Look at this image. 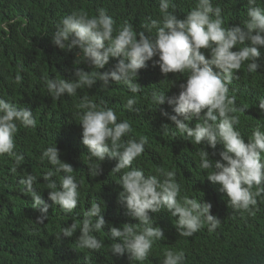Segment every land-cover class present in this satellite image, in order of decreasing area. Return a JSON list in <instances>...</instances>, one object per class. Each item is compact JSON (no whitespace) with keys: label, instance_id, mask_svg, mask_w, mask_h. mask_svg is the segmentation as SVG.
<instances>
[{"label":"clouds","instance_id":"obj_1","mask_svg":"<svg viewBox=\"0 0 264 264\" xmlns=\"http://www.w3.org/2000/svg\"><path fill=\"white\" fill-rule=\"evenodd\" d=\"M243 1L247 3L244 7ZM261 5L264 0H196L180 19L170 11L174 0H159L160 18L150 19L140 32L128 22L117 26L104 8L93 16L84 11L64 15L49 36L50 44L44 43L41 49L58 57H79L75 63L91 70L76 67L72 80L43 77V84L54 100L66 95V99L77 101L78 90L90 89L97 81L102 82L97 86L107 89V100L113 106L94 103L87 95L75 106L81 127H76V139L87 149L84 163L92 176L87 186L95 188L98 195L86 200L91 206L82 213L81 182L73 175L74 167L60 160L54 144L44 148L39 157L49 165L38 177L44 181L45 193L41 196L34 187L35 175L26 173L19 179L22 192L29 197L23 213H40L35 223L43 224L49 207L58 206L81 222L61 227L56 240L70 238L79 230L77 246L95 252L104 247L100 236L110 243L109 253L125 256L131 264H146L154 243L165 239L167 221L180 237L188 238L214 232L221 220L230 217V211L254 214L257 197L264 194ZM224 21H236L242 27L228 28ZM0 30L8 31L7 24L0 23ZM1 42L5 39L0 37L3 51ZM11 58L2 54L0 65ZM150 67L159 68L165 77L162 81H169V73L184 77L179 92L168 96L165 84L149 83L147 77L154 76L146 72ZM21 80L17 74L14 82L20 84ZM4 95L26 107L2 98ZM118 103L136 111L137 124L119 119L115 111ZM148 107L155 110L153 120V115L145 118ZM34 116L40 117L23 97L1 93L0 158H13L11 174H17L23 160L15 142L28 137L17 133L35 129L41 122ZM50 125L43 121L38 128ZM150 131L181 136L189 142L193 156L180 164L166 159L155 171L144 170L137 158L144 153L147 141L130 136L136 132L142 137ZM169 144L162 146L169 148ZM102 172L106 178L96 184L95 177ZM185 175L191 179L185 180ZM108 186L111 191L118 190L117 198L108 192ZM163 255L162 264L185 262L182 250L169 249Z\"/></svg>","mask_w":264,"mask_h":264},{"label":"trees","instance_id":"obj_2","mask_svg":"<svg viewBox=\"0 0 264 264\" xmlns=\"http://www.w3.org/2000/svg\"><path fill=\"white\" fill-rule=\"evenodd\" d=\"M195 3L196 0H174V8L170 7V11L183 19ZM26 4L28 6L23 7ZM246 4L243 1L242 6ZM99 8L106 9L117 26L128 22L137 32L144 31L143 25L150 19L160 18L159 0H0V23L7 24L8 27V31L0 30V37L5 39V42H1L4 50L0 47V56H12L0 65V92L23 97V102L33 107L42 117L34 116L41 122L37 123L35 129L27 133L20 129L17 133L28 136L19 143L15 142L16 151L23 155L17 174L10 173L13 158H0V264H131L125 256L116 257L109 253L110 243L100 236L98 239L103 241L104 247L95 252L85 251L77 246L75 242L79 230L70 238L61 237L60 241L56 240L55 236L61 227L79 224L81 221L61 212L58 206H51L47 212L48 219L43 224L35 223L40 213L36 209L39 215L34 213L27 216L23 213L28 208L29 197L22 192L23 186L19 184V179L29 173L37 177L34 187L40 195L46 192L44 181L38 177L49 165L41 163L39 157L44 148L56 144L60 160L74 167L73 175L81 182L79 191L83 199L82 213L91 206L86 200L98 195L95 188L87 186V180L92 176L88 174L84 163L87 149L76 139V127L79 125L75 117V106L80 97L85 95L97 104L113 106V103L107 100V89L97 86L102 85L100 81L90 89H79L75 97L78 102L66 99V95L60 100L52 99L47 95L43 77L72 80L70 77H73L74 68L79 67L85 71L91 69L83 63L77 65L75 60L79 57H58L41 49V46L44 43L50 44L49 36L64 15L84 11L93 16ZM224 24L229 25L225 26L228 28L242 27L236 21H224ZM34 63L38 64L37 68ZM262 64L263 61L261 66ZM146 72L154 75L147 77L149 83L165 84L168 96L179 92V85L185 82L184 77L172 73L167 74L169 81H162L165 77L158 67H150ZM17 74L22 77L20 84L14 82ZM170 81L174 82L173 87ZM2 98L26 107L10 96L4 95ZM133 108L136 109L135 106ZM115 111L120 120L128 119L132 125L137 124L136 111L127 110L125 104L118 103ZM154 112L153 108L148 107L145 118L153 115V120ZM43 121L51 125L39 129ZM169 126L174 127L172 123ZM79 128L81 129L80 126ZM142 137L147 143L144 153L137 161L148 172L162 166L166 159H175L180 164L193 156L189 142L179 135L173 137L166 131L156 135L154 131H150ZM168 143L170 149L162 146ZM175 175L180 177V174ZM190 177L191 175H185V180L191 179ZM105 178L102 172L95 177L96 184H101ZM104 187L105 185L98 189L101 191ZM107 190L113 197H118V190L111 191L109 186ZM48 203L51 205L52 202L48 200ZM229 214L230 217L221 220L214 232L207 231L206 236L197 234L194 237H180L167 221L165 239L154 243L146 264H162L163 253L169 249L182 250L185 254L184 264H264V194L257 197L254 214L235 211H230ZM150 215L152 216L151 213Z\"/></svg>","mask_w":264,"mask_h":264},{"label":"bare ground","instance_id":"obj_3","mask_svg":"<svg viewBox=\"0 0 264 264\" xmlns=\"http://www.w3.org/2000/svg\"><path fill=\"white\" fill-rule=\"evenodd\" d=\"M245 80H243V88L244 89H242V90H245ZM139 134V133H138ZM138 134L136 133V132H133V134H132V136H130L131 138H134V139H136V140H139V139H141V138H143V137H139L138 136ZM128 138V137H127ZM127 138H125V139H127ZM144 139V138H143ZM152 214V217L153 218H155L156 217V215H155V213H151Z\"/></svg>","mask_w":264,"mask_h":264},{"label":"rangeland","instance_id":"obj_4","mask_svg":"<svg viewBox=\"0 0 264 264\" xmlns=\"http://www.w3.org/2000/svg\"><path fill=\"white\" fill-rule=\"evenodd\" d=\"M1 89H3V88L1 87Z\"/></svg>","mask_w":264,"mask_h":264}]
</instances>
